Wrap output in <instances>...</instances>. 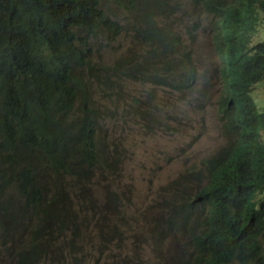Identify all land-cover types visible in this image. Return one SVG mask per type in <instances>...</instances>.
<instances>
[{
  "label": "trees",
  "instance_id": "16d2710c",
  "mask_svg": "<svg viewBox=\"0 0 264 264\" xmlns=\"http://www.w3.org/2000/svg\"><path fill=\"white\" fill-rule=\"evenodd\" d=\"M183 1L196 13L186 35L173 16ZM108 3L125 8L126 21L112 17ZM260 13L264 0H0V236L15 249L13 264H39L42 256L53 264L44 255L50 227L60 241L65 232L59 245L78 264L84 220L107 210L92 227L97 235L118 213L112 187L123 148L111 133L121 109L110 131L102 101L120 102L124 79L160 85L181 101L190 95L198 77L191 44L203 18L224 83L218 118L227 140L199 171L174 181L185 191L170 202L167 229L187 233L188 249L168 253L164 264L192 255L189 264H264V115L250 95L264 81V38L251 41ZM103 33L126 34V51L142 52L104 60L94 47ZM97 172L103 192L91 180ZM165 229L159 216L152 233L164 244Z\"/></svg>",
  "mask_w": 264,
  "mask_h": 264
},
{
  "label": "rangeland",
  "instance_id": "374dc122",
  "mask_svg": "<svg viewBox=\"0 0 264 264\" xmlns=\"http://www.w3.org/2000/svg\"><path fill=\"white\" fill-rule=\"evenodd\" d=\"M107 6L112 17L125 20L128 15L121 6L113 3ZM173 16L177 18V29L186 35L184 24L191 23L196 13L183 1ZM260 24L261 28L251 39L252 44L264 38L262 13ZM200 25L205 28L198 31L191 44L198 77L192 93L185 99L181 101L178 95L168 93L160 85L124 79L128 88L120 102L115 99L102 101L111 111L106 119L110 131L117 108L121 109L122 120L111 133L114 144L123 148L121 167L112 187L117 192L119 211L107 220L101 234L95 235L92 227L107 215L105 208L84 220L86 227L77 252L81 258L78 264H126L123 259L131 263L164 264L168 253L188 249L186 238L182 236L187 233H173L167 229L170 202L185 191L182 182L174 181L188 171H199L202 159L215 153L226 142L218 118L224 83L218 74L219 61L211 45L208 19H201ZM129 40L126 34L113 37L111 33H103L94 47L102 59L112 60L126 51ZM130 52L142 51L130 45L125 54ZM250 95L258 111L264 115V81L254 85ZM260 139L264 144V130H261ZM106 178L111 179L112 174L107 172ZM91 180L96 190L103 192L104 181L98 172ZM205 181L203 176L197 184L201 187ZM193 192L195 190L189 193ZM159 216L166 220L165 244L152 233L153 222ZM69 230L70 226L66 228V235ZM43 234L50 238L44 252L48 260L53 264H69L74 253L67 247H60V232L50 227L45 228ZM64 238L65 232H62L60 243ZM192 257L185 258L183 263L189 264ZM13 259V251L0 248V264H12ZM39 264H44L43 256Z\"/></svg>",
  "mask_w": 264,
  "mask_h": 264
},
{
  "label": "clouds",
  "instance_id": "9594fccd",
  "mask_svg": "<svg viewBox=\"0 0 264 264\" xmlns=\"http://www.w3.org/2000/svg\"><path fill=\"white\" fill-rule=\"evenodd\" d=\"M251 41H252V40H251ZM218 61H219V60H218ZM222 94H223V93H222ZM220 123H221V122H220ZM221 128H222V124H221ZM222 133H223L224 137L226 138V136H225V134H224V132H223V129H222ZM226 140H227V138H226ZM222 146H223V145H222ZM219 148H220V147H219ZM1 243H2V239H1V236H0V248H4V249L9 248L11 251H13L14 259H15V249L11 247L10 243H7L5 246L1 245ZM14 259H13V263H14ZM13 263H12V264H13Z\"/></svg>",
  "mask_w": 264,
  "mask_h": 264
}]
</instances>
